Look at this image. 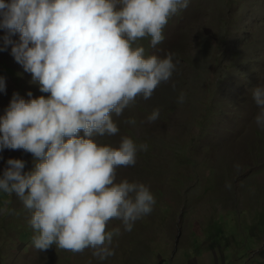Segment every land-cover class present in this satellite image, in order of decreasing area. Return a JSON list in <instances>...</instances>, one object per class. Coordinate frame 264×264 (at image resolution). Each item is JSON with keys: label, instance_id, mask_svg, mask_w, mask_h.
<instances>
[{"label": "rangeland", "instance_id": "rangeland-1", "mask_svg": "<svg viewBox=\"0 0 264 264\" xmlns=\"http://www.w3.org/2000/svg\"><path fill=\"white\" fill-rule=\"evenodd\" d=\"M249 30L255 36L245 37ZM163 33L155 47L147 36L138 40L146 53H174L172 76L113 114L117 133L94 137L147 143L134 164L117 166L116 179L146 183L155 197L151 212L131 230L121 226L113 254L101 261L90 248H33L28 211L14 193L0 191V264H264V129L252 120L249 89L264 82V0H190ZM0 75V113L13 90L47 94L7 50L0 51ZM180 90L184 99L177 102ZM153 107L159 116L149 122ZM9 156L25 160L22 171L32 167L30 152L4 148L0 170ZM118 224L113 218L106 227Z\"/></svg>", "mask_w": 264, "mask_h": 264}, {"label": "clouds", "instance_id": "clouds-1", "mask_svg": "<svg viewBox=\"0 0 264 264\" xmlns=\"http://www.w3.org/2000/svg\"><path fill=\"white\" fill-rule=\"evenodd\" d=\"M189 2L0 0V51L7 50L30 73L29 83L47 93L13 90L0 113V150L33 156L28 170L22 171L24 159L12 156L0 170V191L14 193L28 211L33 248H90L102 261L113 254L110 245L121 226L131 230L151 212L155 197L146 183L116 179L117 166L134 164L147 143L129 135L115 145L94 137L117 133L113 114L119 116L137 96L147 99L172 76L174 53H146L138 38L158 45L169 17ZM5 87L0 75V92ZM249 89L256 105L252 120L264 129V82ZM183 99L180 90L176 100ZM158 116L153 107L145 119ZM126 121L136 123L131 116ZM113 218L120 224L106 227Z\"/></svg>", "mask_w": 264, "mask_h": 264}, {"label": "trees", "instance_id": "trees-1", "mask_svg": "<svg viewBox=\"0 0 264 264\" xmlns=\"http://www.w3.org/2000/svg\"><path fill=\"white\" fill-rule=\"evenodd\" d=\"M244 23H246V22H243V24ZM253 36H255V33L252 30H249V33L245 37L250 38V37H253Z\"/></svg>", "mask_w": 264, "mask_h": 264}]
</instances>
